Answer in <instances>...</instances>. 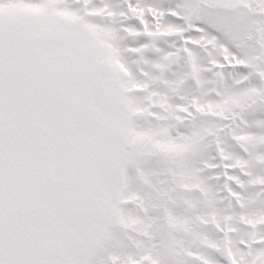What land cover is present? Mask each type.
<instances>
[{
    "label": "snow or ice",
    "instance_id": "obj_1",
    "mask_svg": "<svg viewBox=\"0 0 264 264\" xmlns=\"http://www.w3.org/2000/svg\"><path fill=\"white\" fill-rule=\"evenodd\" d=\"M0 264H264V0H0Z\"/></svg>",
    "mask_w": 264,
    "mask_h": 264
}]
</instances>
